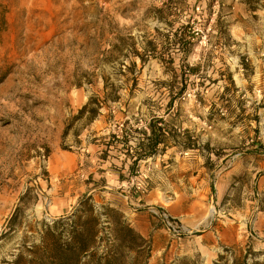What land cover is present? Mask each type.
<instances>
[{
  "label": "rangeland",
  "instance_id": "374dc122",
  "mask_svg": "<svg viewBox=\"0 0 264 264\" xmlns=\"http://www.w3.org/2000/svg\"><path fill=\"white\" fill-rule=\"evenodd\" d=\"M1 14L0 264L37 246L41 224L82 198L123 216L147 242L146 264L263 262L264 0H0ZM175 33L185 35L186 56L164 52ZM150 41L157 57L141 61L133 52L140 57ZM170 64L196 71L166 114L159 83L170 81ZM124 68L133 75L122 77ZM104 79L122 87L119 103L65 134L89 98H103ZM153 115L177 130L178 143L132 176L126 164L120 182L111 166L122 167L124 151L102 165L89 142L120 136L124 121L145 130ZM101 221L98 255L114 249L115 264H145Z\"/></svg>",
  "mask_w": 264,
  "mask_h": 264
},
{
  "label": "trees",
  "instance_id": "16d2710c",
  "mask_svg": "<svg viewBox=\"0 0 264 264\" xmlns=\"http://www.w3.org/2000/svg\"><path fill=\"white\" fill-rule=\"evenodd\" d=\"M168 1L170 4L173 3V0ZM159 13H162V11L159 10ZM158 21H162V18H158ZM6 27V19L4 14H1L0 34L6 30ZM156 33L159 35L158 31ZM165 38L168 43L169 41L173 42V45L166 46L164 52L167 53L170 51L169 49H174L179 50L184 56L188 54L189 49H186L182 44L185 39L184 34L175 33L172 36L166 35ZM169 46L172 48H168ZM133 53L141 61H143L142 56L156 58L157 45L155 41L154 43L150 41L146 43L143 55L139 57L140 54L136 50ZM195 71L196 68L186 66L178 74L172 64L165 68V73L170 75L171 79L170 81L160 82L159 85L167 91L166 114L173 109L176 99L185 93L188 86L187 78L195 75ZM119 74L122 77L133 75L132 68H124L119 71ZM102 83L103 98H89L86 105L71 119L65 134L76 122L84 121V125L87 126L99 117L102 109L109 110L108 104L115 106L119 103L122 87L109 84L107 79H104ZM231 84L233 85L232 81ZM127 85H130V91H133L136 89V79L131 78V82ZM168 124L163 118L153 115L150 122L144 125L145 130L142 128L137 130L131 128L128 121H124L119 129L120 136L110 133L108 136L93 139L89 144L101 149L98 159L102 165L107 162L111 152L121 151L120 149L124 151L126 160L122 162V167L111 166L113 172L118 176V180L123 182L125 178L122 173L126 164L127 174L132 176L138 172L141 162L164 155L169 148L177 145V130L168 128ZM137 133L140 134V137L134 138L133 135ZM183 149L193 150L194 148L189 144H184ZM99 173L102 172L99 171ZM90 181H92V178H90ZM102 182L104 183L103 180ZM103 216L110 224L107 227L110 237L117 240L116 242L133 246L135 249L133 248L131 251L136 253L138 258L145 259L146 264L149 254L146 240L123 220L124 218L119 212L109 208H104L102 214L97 212L92 206L90 198L80 199L71 214L55 219L50 224L42 223L37 233L39 244L23 248L25 250L20 252L10 264H22V260L25 258L23 253L30 257L28 264H115L117 257L114 249H110L102 255L97 253L99 242L102 240L105 231V226L101 221ZM16 218L17 211L7 221L10 230L14 229ZM6 235L7 233L4 232L0 234V241L5 239ZM262 255L263 262L256 264H264V253Z\"/></svg>",
  "mask_w": 264,
  "mask_h": 264
}]
</instances>
